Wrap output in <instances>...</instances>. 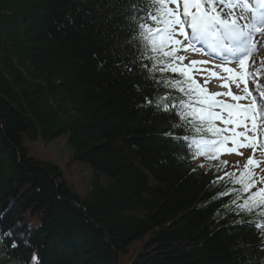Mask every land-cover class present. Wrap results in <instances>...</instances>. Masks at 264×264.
I'll return each mask as SVG.
<instances>
[{"label": "trees", "instance_id": "trees-1", "mask_svg": "<svg viewBox=\"0 0 264 264\" xmlns=\"http://www.w3.org/2000/svg\"><path fill=\"white\" fill-rule=\"evenodd\" d=\"M135 2L0 0V264H264L244 223L264 216L237 208L218 154L182 147L218 134L170 115L207 93L159 70L172 57L132 63ZM58 138L83 195L27 145Z\"/></svg>", "mask_w": 264, "mask_h": 264}, {"label": "snow or ice", "instance_id": "snow-or-ice-1", "mask_svg": "<svg viewBox=\"0 0 264 264\" xmlns=\"http://www.w3.org/2000/svg\"><path fill=\"white\" fill-rule=\"evenodd\" d=\"M250 3L251 0H136L133 4L135 13H143V15L134 13L129 18L131 23L128 28L131 37L127 43L131 45V55L134 57L132 63L136 64L141 59H157L162 53L164 56L172 57V60L178 61L179 64L165 63V68L159 70L179 72L181 76L185 77L184 82L190 85L194 84L195 81L190 75L186 76V73L190 74L194 70H199L195 66L198 63L207 62L191 61V68L183 67L182 62L185 57H177L175 55L177 51H191L214 56L221 64L236 61L243 68L256 50L254 35L264 30V10H261L264 9V0H260L256 9H251ZM171 4H175V9L169 6ZM249 11L252 12L250 17L247 16ZM237 12L240 13L239 16L236 15ZM241 21L245 22L241 23ZM148 53L156 55L151 56ZM158 62L162 63L163 61L158 60ZM140 68L142 74H144V69L153 70L144 64H141ZM222 70L228 74L229 79L237 83V87H239L237 81H244V90L251 95L247 88L245 76L234 74V70L231 68L224 67ZM127 71L134 72L135 70L127 68ZM212 75L216 74L213 73ZM245 75L251 76L253 74L246 73ZM207 82L206 80L205 83L207 84ZM222 86L228 87L227 84ZM258 87H260L259 84L255 85L253 90ZM179 90L185 91L183 88ZM189 91L193 90L190 88ZM204 91L206 92V89ZM210 95H229L235 101L244 99L242 96L233 95L230 89L226 94ZM145 100L147 103H152L148 97H145ZM184 105L185 101H181L180 110L176 113H170V115L178 114L181 119L185 120L186 124L192 125L197 132L202 129L195 126L194 121L196 119H199L201 124L207 123L209 125L207 131L214 134L232 131L233 129L227 127L229 124L233 125V128L244 126L247 129L249 120L252 121L251 128L255 131L257 128L256 119L259 118L264 121V93L260 95L259 105L257 104V97H253L251 108L242 107L239 104H225L216 99H207L202 102L198 117L195 115V109H192L190 113L184 112L182 110ZM171 107L177 108V105L171 104ZM168 108L169 105H164L165 110ZM225 113H227V119H225ZM189 115L192 116V119L188 118ZM216 121L225 124V128L215 127ZM173 127H183V125L177 121ZM166 135L175 137L177 142L181 139L174 132L166 133ZM182 139L188 140V137L184 136ZM245 139H247L246 136ZM225 142V140H213L211 149L214 150ZM233 143H239V141H233ZM247 146L251 147L252 145ZM182 147L194 148L193 155H197L201 153L203 147H208V145H202L200 140L193 138L190 144H184ZM228 151L231 152L232 150L229 149ZM253 163V160L249 158L248 164ZM255 186L253 182L244 185L243 191L249 192V195L245 199V203L238 205V208L247 213L259 209L257 214L264 216V187L251 192L250 189ZM244 223L249 228H257L264 232V223Z\"/></svg>", "mask_w": 264, "mask_h": 264}, {"label": "rangeland", "instance_id": "rangeland-1", "mask_svg": "<svg viewBox=\"0 0 264 264\" xmlns=\"http://www.w3.org/2000/svg\"><path fill=\"white\" fill-rule=\"evenodd\" d=\"M175 7V4H172V8L175 9ZM236 15L239 16L240 13L237 12ZM247 16H249V12L247 13ZM243 22L245 21H241V23ZM254 41L256 42V50L254 54H252L247 60V63L249 65L248 73L253 74L251 76H247V88L249 92H251V95L245 92L244 81H237L239 83V87H237V83L229 79L228 74L223 72L220 66L211 67L209 66L210 63L208 62L204 63L203 65H198V71L206 74V76L195 74L197 77H199H196L197 80H199L201 83H204L206 86L209 85L212 91H217L218 93L226 94L230 89L231 92H235L239 96L244 97V99H241L243 102H252L250 96L259 98L260 102V95L261 93H264V30H262L261 33H256L254 35ZM182 51L183 50H181V52ZM183 52L185 53L189 62H199L200 60L205 59L200 53H194L191 51ZM191 67L192 65H190L188 68ZM232 69L234 70V74H242L239 65H233ZM207 70H209V72ZM213 73H215L216 75H212ZM206 80L208 81L207 84L205 83ZM225 84H227L228 87L222 86ZM257 84H259L260 87L253 90L255 85ZM217 98L230 100L228 95H220L217 96ZM245 104L248 105V103ZM225 119H227V116H225ZM256 121L257 128L255 131L252 130L251 126L248 123L247 129L244 126L233 128V125H227L228 128L233 129L227 134L231 145L236 148L238 143H233V141H239L240 145L244 146H242L237 153L226 157V160L228 161L230 169L233 171L250 167L256 169V179L258 181V185L264 187V155H262L261 153V149L262 147H264V121H261L259 118H257ZM245 136L247 137V139H245ZM64 144V139L58 138L55 140V143L48 144L46 147L40 142L36 144L28 143L27 145L28 147L31 146L30 150L35 156L41 159L52 161L58 167H60L63 176L72 186V188L75 189L78 194L83 195L87 190V185L90 178L89 167L85 164L74 162L71 163L72 166L69 165L68 153L64 148ZM249 144H251L252 146H247ZM249 158H251L254 162L251 165L248 164Z\"/></svg>", "mask_w": 264, "mask_h": 264}]
</instances>
